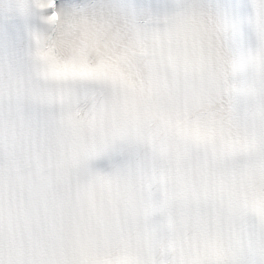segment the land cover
<instances>
[{"label":"snow or ice","instance_id":"snow-or-ice-1","mask_svg":"<svg viewBox=\"0 0 264 264\" xmlns=\"http://www.w3.org/2000/svg\"><path fill=\"white\" fill-rule=\"evenodd\" d=\"M0 264H264V0H0Z\"/></svg>","mask_w":264,"mask_h":264}]
</instances>
